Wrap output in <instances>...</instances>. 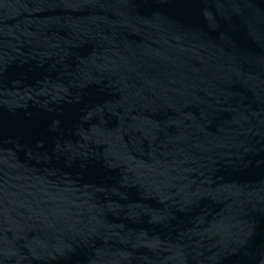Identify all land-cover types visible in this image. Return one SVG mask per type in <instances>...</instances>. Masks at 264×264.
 I'll return each mask as SVG.
<instances>
[{
    "label": "water",
    "instance_id": "1",
    "mask_svg": "<svg viewBox=\"0 0 264 264\" xmlns=\"http://www.w3.org/2000/svg\"><path fill=\"white\" fill-rule=\"evenodd\" d=\"M0 264H264V0H0Z\"/></svg>",
    "mask_w": 264,
    "mask_h": 264
}]
</instances>
